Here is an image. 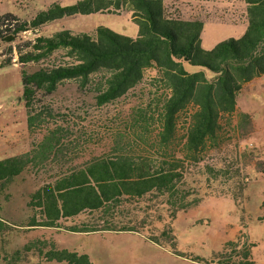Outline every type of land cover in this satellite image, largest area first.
I'll return each mask as SVG.
<instances>
[{
	"label": "trees",
	"instance_id": "obj_1",
	"mask_svg": "<svg viewBox=\"0 0 264 264\" xmlns=\"http://www.w3.org/2000/svg\"><path fill=\"white\" fill-rule=\"evenodd\" d=\"M166 2L78 0L69 5L54 2L27 20H20L12 13L0 15V40L5 42L65 17L97 12L118 14L127 9L138 27L136 37L119 34L106 26H98L92 33L62 29L9 47V53L15 50L17 62L23 66L45 61L59 51L67 58L32 72L20 70L30 131L42 120L41 112L35 107L38 94L54 93L63 81L74 80L83 88L95 82L99 106L121 98L138 86L147 69L155 72L163 90L156 98L154 109H148L152 115L140 107L131 112L128 125L132 131L129 134L134 135L131 142L123 144L117 139L105 154L45 178L29 194L27 207L32 214L23 227L60 229L65 221L77 218L80 221L68 226V230L84 234L140 232L154 220L171 223L178 213L203 199L189 184L190 168L203 166L205 180L211 183L229 175L233 168L237 170L234 164L205 162L203 156L207 149L219 144L221 120L236 113L237 94L243 85L264 74V0H243L245 32L238 39L229 38L211 49L200 45L204 20L184 18L178 8ZM8 64L10 59L2 66ZM185 64L200 70L189 72ZM98 73L102 75L92 81ZM183 113L187 118L180 143L176 144ZM238 117L241 128L251 123L247 113L240 111ZM153 125L155 129L151 131ZM60 130V126L49 129L29 151L0 159L1 186L25 169L34 174L39 166L47 165L62 143ZM149 139L152 141L148 142ZM250 152L256 159L257 155ZM257 162L259 172L264 175V159ZM261 208L264 219V201ZM5 226L0 221V228ZM160 235L174 240L169 226ZM151 237L160 238L153 233ZM252 245L240 248L239 240L229 241L214 258L219 257L216 260L219 264H255ZM24 250L38 252L45 261L92 264L88 254L41 239L26 243Z\"/></svg>",
	"mask_w": 264,
	"mask_h": 264
},
{
	"label": "rangeland",
	"instance_id": "obj_2",
	"mask_svg": "<svg viewBox=\"0 0 264 264\" xmlns=\"http://www.w3.org/2000/svg\"><path fill=\"white\" fill-rule=\"evenodd\" d=\"M77 1L0 0V13L12 12L20 16V20H27L54 2L69 5ZM171 2L175 1L167 0V3ZM176 2L190 5L188 0ZM214 5L219 10L208 5L205 7L209 15H201L204 27L200 45L204 49H211L229 38L238 39L246 30L239 12L226 8L225 4ZM198 10L192 12L197 13ZM98 26H106L130 37H136L138 31L131 12L124 9L118 14L97 12L65 17L24 31L13 41L0 40V159L29 151L49 129L60 126L62 134V143L47 165L39 166L34 174L25 169L10 183L0 184V221L6 225L0 228V264H66L45 261L36 251L25 252L24 245L34 239L88 254L92 264H219L216 261L219 257H214L224 251L225 243L239 240L240 248L253 243L251 254L254 263L264 264V219L261 218L264 175L259 172L257 162L264 159V74L243 85L237 94L236 113L221 120L219 144L207 149L203 156L205 162L221 166L224 162L234 164L237 170L233 168L229 175L225 174L211 183L205 180L207 174L203 166L190 168L189 184L195 187L194 193L203 195V199L196 206L178 213L171 223L154 220L140 232L89 234L67 229L80 221L77 218L65 221V226L60 229L22 226L32 214L27 207L29 194L45 178L105 154L117 139H121L123 144L131 142L134 139L128 126L131 112L140 107L152 115L149 110L154 109L156 98L162 95L163 90L152 69H147L144 80L126 95L102 106L96 103L95 82L83 88L74 80L63 81L54 93L38 94L35 107L41 112L42 120L33 131L28 129L20 70L25 68L32 72L67 58H64L63 51H59L45 61L29 62L23 66L17 62V52L14 50L10 54L8 48H15L40 35L50 36L62 29L92 33ZM7 59H10V64L2 66ZM185 67L189 72L200 70L190 64H185ZM101 75H94L92 81ZM240 111L251 117V123L242 128L237 124ZM186 118L187 114L183 113L176 144L180 143ZM154 129L153 125L150 130ZM250 151L257 155V160ZM232 176V180H227ZM167 226L173 229V241L160 237ZM151 233L160 238L151 239Z\"/></svg>",
	"mask_w": 264,
	"mask_h": 264
},
{
	"label": "crops",
	"instance_id": "obj_3",
	"mask_svg": "<svg viewBox=\"0 0 264 264\" xmlns=\"http://www.w3.org/2000/svg\"><path fill=\"white\" fill-rule=\"evenodd\" d=\"M174 1L175 2H171V4H169L167 2L166 3L168 5H173V7H175V8H178L180 11V14L184 18H187V19L195 18V17H199L200 19H202L201 15H203V14H205V16L209 15V12H207L205 6L210 5L211 9L219 10V7L214 5V3H218L220 6L225 4L226 8H231V9H234L235 11L239 12V14L242 17L244 24L247 26L246 17L244 15L242 16V12L245 9V4H244L243 0H188L190 2L189 6H186V3L180 4L179 2H176L178 0H174ZM202 3H205L206 5L203 6ZM200 6H202V7H200ZM203 7L205 10L203 9ZM194 9H197V10L199 9V10L197 11V13H193L192 11ZM202 9H203V11H202ZM5 13H12V12H4V13H0V15H3ZM16 16L20 17L18 15H16Z\"/></svg>",
	"mask_w": 264,
	"mask_h": 264
}]
</instances>
